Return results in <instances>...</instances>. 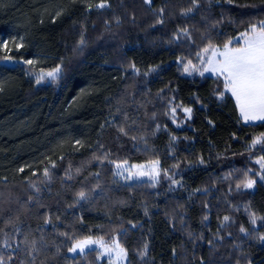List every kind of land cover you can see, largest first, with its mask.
<instances>
[{"label": "trees", "instance_id": "obj_1", "mask_svg": "<svg viewBox=\"0 0 264 264\" xmlns=\"http://www.w3.org/2000/svg\"><path fill=\"white\" fill-rule=\"evenodd\" d=\"M261 20L264 0H0L11 49L0 47L5 264H107L97 249L68 252L71 237L89 236L118 240L128 264H264V181L254 175L264 141L252 145L264 121L245 123L217 76L184 71ZM58 66L55 80L36 82ZM175 106L191 119L177 125ZM154 160V186L114 174L117 161ZM247 178L254 188H237ZM29 226L41 232L38 253Z\"/></svg>", "mask_w": 264, "mask_h": 264}, {"label": "snow or ice", "instance_id": "obj_2", "mask_svg": "<svg viewBox=\"0 0 264 264\" xmlns=\"http://www.w3.org/2000/svg\"><path fill=\"white\" fill-rule=\"evenodd\" d=\"M229 2H231V0H229ZM145 3H151V0H145ZM193 3L195 4L196 0H193ZM105 6V2H101L97 5L99 8H104ZM189 11H191V9H189ZM159 22L162 23V21ZM183 31L186 33V30ZM241 38L244 42L240 46H230L233 41L229 40L223 45L222 49L212 45L204 48L203 53L206 55V58L205 56H200V59L201 63L206 66L200 74L204 75L205 72H210L216 75L218 80H221L224 91L219 92V97L223 98L225 92L231 93L239 109L240 116L245 122L255 120L264 121V20L259 21L258 24H251L245 32L241 33ZM80 43L83 44L84 41L81 40ZM0 46L8 52L11 51L6 41L0 40ZM15 47L16 50H19L23 45L16 43ZM209 53L210 55H207ZM9 58L8 56L5 57V59ZM25 63L33 64L34 61L27 60ZM189 65H191V61H189ZM60 71L61 69L59 66L46 73L41 71L36 82L40 83L45 77L55 80ZM184 71L189 72V67L186 66ZM182 110L190 119L192 110L190 108H183ZM171 112L174 117L176 109L172 108ZM120 131L127 134L124 132L123 127L120 128ZM262 141H264V134L254 139L252 145L255 146ZM97 159L100 158L97 157ZM256 163L260 165V170L254 175L258 176L260 181H264V157H261ZM158 166V160L152 161L150 167H147V170H145V165L127 166V161H124L122 163H115V167L118 171L114 174L120 175L126 180H132L133 178H139L141 176H149L154 186L155 183L158 182V177L160 175ZM120 169H123V171H119ZM19 171L23 172L24 168H20ZM124 172H127V176H123ZM44 175L45 177L49 175L48 169L44 170ZM245 176L247 177V173H245ZM173 182L177 183V181ZM256 183L257 180L255 178H247L242 181V185L237 184V188L243 186L246 189H252ZM33 187H35V185H33ZM78 195L81 199L85 198L84 192H80ZM228 219L229 217H224L225 221ZM256 219L257 217L255 214H252L251 222L253 224L256 223ZM260 219H264V217ZM45 223H49V221L46 219ZM240 231L247 234V229L244 227H241ZM61 235L66 236L67 233H61ZM71 239L73 242L67 249L70 253L75 254L79 252L83 254L89 246L95 245L103 250L100 252V256L106 255L109 258V264H122L127 256L126 250L116 239H113L110 244L106 243L102 238L93 239L91 236L84 239L71 237ZM259 240L264 242V235L259 236ZM25 241L27 242V238H25ZM4 246L8 248L12 247L8 241H5ZM146 249L147 246L145 245V253ZM38 252L37 241L32 240L30 242V253ZM145 253H141V255L143 256ZM8 259L11 260L12 257L9 256ZM0 264H5L3 256H0Z\"/></svg>", "mask_w": 264, "mask_h": 264}, {"label": "rangeland", "instance_id": "obj_3", "mask_svg": "<svg viewBox=\"0 0 264 264\" xmlns=\"http://www.w3.org/2000/svg\"><path fill=\"white\" fill-rule=\"evenodd\" d=\"M233 42H236V43H240V44H243V39L241 38V34L240 35H238L234 40H233ZM7 46H8V43H7ZM230 46H233V45H230ZM1 47V49L3 50V51H5L6 53H10V52H8V51H6V50H4L3 49V47L2 46H0ZM8 48H9V46H8ZM219 48H223V47H219ZM201 54H200V56H205V58H206V55L203 53V51L202 52H200ZM207 55H210V53L209 54H207ZM201 62V61H200ZM206 65H204V64H202V63H200V65L198 64L197 66H195V65H190V66H188L189 67V72H185L186 73V75H188V76H192L193 74H200V72L201 71H203V69H204V67H205ZM201 75V74H200ZM204 75H209V76H216V75H214L213 73H210V72H205L204 73ZM51 80V78H49V77H45L43 80H42V82H49ZM229 93V92H228ZM230 95H231V93H229ZM175 109H176V112H175V116L173 117V114H172V112H171V114H172V117L173 118H175V122H176V124L178 125V124H183V122H186V121H189L190 119L187 117V114L182 110L183 108H181V107H179V106H175L174 107ZM191 117H192V113H191ZM244 121V120H243ZM245 122V121H244ZM258 122H262V121H259V120H255V121H248V122H245V123H258ZM154 161H156V160H154ZM255 161H257V160H255ZM122 162H124V161H117V162H115V163H122ZM151 162L152 161H150V162H128L127 161V166H131V165H145L146 166V168H145V170H147V167H150V164H151ZM115 163H114V167H115ZM159 169H160V175H159V177H158V181H159V179H160V177L162 176V172H161V167H160V163H159ZM118 170L116 169V167H115V173L117 172ZM119 171H123V169H120ZM116 176V178H118L119 180H121L122 182H124V183H127V184H134V183H142V182H147V183H149V184H153V181L149 178V176H141V177H139V178H133L132 180H126V179H124L122 176H120V175H115ZM123 176H127V172H124L123 173ZM157 183V182H156ZM169 183H170V187H177L178 185H179V182H177V183H174L173 181H169ZM254 188V187H253ZM252 188V189H253ZM251 189V190H252ZM26 232L29 234V236L32 238V240H35V241H37V246H39V245H41V232H40V230L36 227V226H29V227H27L26 228ZM93 239H98V238H95V237H92ZM106 242V241H105ZM106 243H111V242H106ZM93 249H97L98 251H99V253L100 252H102L103 250L102 249H100V248H98V246H95V245H93V246H89V248H87L86 250H85V252L86 251H88V250H93ZM127 252V251H126ZM72 256H76V255H79L80 253L79 252H77V253H70ZM100 259L101 260H103V261H105L107 264H109V258L105 255V256H100ZM31 263V258H29V259H27L26 261H24V263L23 264H30ZM122 264H128V254H127V256H126V258H125V260L122 262Z\"/></svg>", "mask_w": 264, "mask_h": 264}, {"label": "crops", "instance_id": "obj_4", "mask_svg": "<svg viewBox=\"0 0 264 264\" xmlns=\"http://www.w3.org/2000/svg\"><path fill=\"white\" fill-rule=\"evenodd\" d=\"M240 45H242V44H240ZM235 100V99H234Z\"/></svg>", "mask_w": 264, "mask_h": 264}]
</instances>
